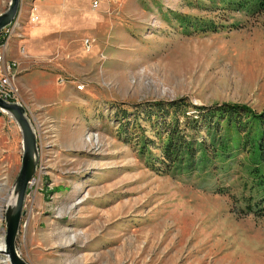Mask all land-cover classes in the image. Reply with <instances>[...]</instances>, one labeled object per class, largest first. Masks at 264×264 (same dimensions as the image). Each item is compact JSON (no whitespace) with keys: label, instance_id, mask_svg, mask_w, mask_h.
Segmentation results:
<instances>
[{"label":"rangeland","instance_id":"374dc122","mask_svg":"<svg viewBox=\"0 0 264 264\" xmlns=\"http://www.w3.org/2000/svg\"><path fill=\"white\" fill-rule=\"evenodd\" d=\"M44 2L19 0L5 50L16 68L6 103L24 108L37 142L19 257L28 264H264V218L247 208L260 193L243 142L206 168L159 175L140 159L136 138L124 142L122 120L113 117L120 105L180 97L262 112L264 11H236L225 0ZM9 3L0 0V15ZM179 15L217 27L187 34ZM22 147L14 117L0 108V264H10L5 214L16 204Z\"/></svg>","mask_w":264,"mask_h":264},{"label":"trees","instance_id":"16d2710c","mask_svg":"<svg viewBox=\"0 0 264 264\" xmlns=\"http://www.w3.org/2000/svg\"><path fill=\"white\" fill-rule=\"evenodd\" d=\"M225 4L236 11H264V0H225ZM176 17L187 34L206 33L217 27L210 20L188 15ZM113 117L115 121L122 120L118 131L124 142L136 138L140 159L147 169L159 175L191 172L199 166L206 168L210 158L220 160L243 142L250 159L254 188L260 193L254 203L247 205L248 213L264 218V110L256 113L237 103L195 105L186 97H180L171 101H148L134 107L120 105L114 108ZM140 122L145 126L142 134L135 137V131L142 128ZM147 126L152 137L144 135Z\"/></svg>","mask_w":264,"mask_h":264},{"label":"water","instance_id":"95a60500","mask_svg":"<svg viewBox=\"0 0 264 264\" xmlns=\"http://www.w3.org/2000/svg\"><path fill=\"white\" fill-rule=\"evenodd\" d=\"M19 6V0H10L8 9L0 15V31L9 26L15 19ZM0 108L10 113L22 133L23 153L21 168L16 178L14 190L17 194L16 204L12 209H8L5 214V248L3 252L7 254L10 264H28L19 257L15 249V240L19 229L22 206L28 184L35 171L37 142L29 122L25 118V111L19 105L9 104L0 99Z\"/></svg>","mask_w":264,"mask_h":264},{"label":"built area","instance_id":"2783aa9c","mask_svg":"<svg viewBox=\"0 0 264 264\" xmlns=\"http://www.w3.org/2000/svg\"><path fill=\"white\" fill-rule=\"evenodd\" d=\"M30 13H32V10ZM38 19L37 15L29 14L30 23L37 22ZM11 29L12 25L10 24L0 31V99L4 100V102L12 99L15 93L13 88L16 75L15 62H13L14 60L9 61L5 59V50L10 42Z\"/></svg>","mask_w":264,"mask_h":264},{"label":"crops","instance_id":"0c3cea01","mask_svg":"<svg viewBox=\"0 0 264 264\" xmlns=\"http://www.w3.org/2000/svg\"><path fill=\"white\" fill-rule=\"evenodd\" d=\"M40 2H41V0H39ZM43 1H46V2H44L43 4H42V6H45V7H53L51 4L52 3H50V2H47V0H42V2ZM74 4H75V1H74ZM51 9L50 8H48V11H50ZM42 13H44V11H42ZM45 13H47L48 14V12H45ZM48 20H50L49 19V17L47 18V19H45V22L44 23H46ZM30 23V22H29ZM30 24H36V22L35 23H30ZM44 27V26H43ZM28 80L27 81H29V86L31 87V88H35V87H37L38 86V84H37V86L33 83V82H31V80H36V77H32L31 75H28ZM43 84L45 83V81H43L42 82ZM44 104V103H43Z\"/></svg>","mask_w":264,"mask_h":264},{"label":"bare ground","instance_id":"6f19581e","mask_svg":"<svg viewBox=\"0 0 264 264\" xmlns=\"http://www.w3.org/2000/svg\"><path fill=\"white\" fill-rule=\"evenodd\" d=\"M35 22H36V21H35ZM1 248H3V246H2ZM4 248H5V242H4Z\"/></svg>","mask_w":264,"mask_h":264}]
</instances>
